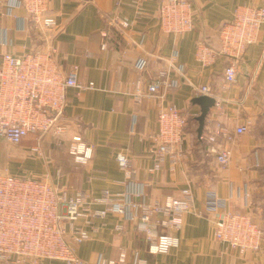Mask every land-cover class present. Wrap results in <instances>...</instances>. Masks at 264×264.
I'll return each mask as SVG.
<instances>
[{"label":"crops","instance_id":"1","mask_svg":"<svg viewBox=\"0 0 264 264\" xmlns=\"http://www.w3.org/2000/svg\"><path fill=\"white\" fill-rule=\"evenodd\" d=\"M190 2L192 28L171 34L160 30L159 0H46L47 12L56 21L50 30L34 25L13 0H0V55L42 47L49 33L62 70L76 64L78 80L94 85L66 89V105L60 116L66 131L62 135L46 134L40 140L27 135L15 148L22 168L0 167L13 174L47 179L69 195L81 191L91 207L100 208L97 200L103 190L116 194L128 187L116 161L121 152L135 170L133 183L141 191L138 200L163 201L167 196H179L183 187H189L193 195L192 208L182 215L179 228L172 230L179 238L177 247L167 253H150L136 221L107 213L86 224L88 238L73 244L85 261L117 259L120 251L126 250L127 261L122 264H264V243L260 249L244 253L225 248L213 237L220 210L203 211L207 193L214 192L226 198L231 209L264 223V23L256 41L246 46L231 83L224 78V56L207 66L195 57L198 42L219 45L221 24L233 18L237 6L261 5L264 0ZM116 13L131 21L123 33L108 24ZM102 42L106 43L104 48ZM173 57L181 72L167 66ZM166 67L171 85L136 103L131 95L136 81L151 82L159 69ZM201 85L210 88V94L204 95L221 102V108L215 101L209 107L203 137L220 126L233 132L238 124L248 125L245 132L234 133L231 141L217 137L231 151L225 167L216 162L206 139H198L200 105L193 98L201 95L196 89ZM160 103H173L193 115L184 128L177 160L166 157L158 169H151ZM76 133L93 145L92 158L84 164L75 163L67 152L69 139ZM35 145L41 154L31 150ZM42 264L64 263L46 259Z\"/></svg>","mask_w":264,"mask_h":264},{"label":"built area","instance_id":"2","mask_svg":"<svg viewBox=\"0 0 264 264\" xmlns=\"http://www.w3.org/2000/svg\"><path fill=\"white\" fill-rule=\"evenodd\" d=\"M13 2L24 8L39 29L55 27V18L47 12L46 0ZM192 12L190 0H159L160 30L171 34L190 30ZM130 23L128 18L117 13L108 19V24L122 33ZM262 23L264 3L237 6L233 18L221 24L217 47L204 41L197 43V61L207 66L218 56H224L227 61L223 69L224 78L227 83L233 82L236 65L246 46L256 41ZM48 34L42 47L28 49L21 54L2 52L0 55V138L8 143L17 145L29 134L38 140L46 134L62 135L66 131V125L60 120L66 105V89L94 86L92 81L85 83L78 80L76 64L67 71L62 70L58 50L52 35ZM105 45L102 42L101 47ZM170 59L167 66L181 72V68L174 63V57ZM169 85L168 68H161L151 82L136 81L131 95L139 103L144 96L155 95L162 86ZM196 89L201 94H210L207 85ZM215 105L221 108L219 100L215 101ZM192 115L173 103L159 104L158 128L153 136L156 142L155 161L151 169H158L166 157L171 161L177 160L184 128ZM247 129V124L236 125L233 132L220 126L207 136L200 137L208 142V149L214 154L216 162L225 167L230 161L231 151L218 142L217 137L221 135L231 141L234 133L241 134ZM31 150L40 153L38 145L32 146ZM67 152L75 163L84 164L92 158L93 145L76 133L69 139ZM116 161L128 179V187L116 194L103 190L97 200L102 204L100 208L91 207L81 191L69 195L65 189H58L47 179L13 174L0 167V264H42L46 259L60 260L64 264H122L127 261L126 250H121L117 259L101 257L88 262L76 254L73 246L88 238L86 224L107 213L124 215L136 221L150 253H167L177 247L179 238L172 230L179 228L182 215L193 206L191 189L183 187L179 196H167L163 201L138 200L141 191L133 183L135 170L129 159L119 152ZM218 210L220 215L214 220L213 229V237L218 242L239 253L260 249L264 243V223L255 221L247 213L231 209L226 198L208 192L203 211Z\"/></svg>","mask_w":264,"mask_h":264},{"label":"rangeland","instance_id":"3","mask_svg":"<svg viewBox=\"0 0 264 264\" xmlns=\"http://www.w3.org/2000/svg\"><path fill=\"white\" fill-rule=\"evenodd\" d=\"M16 147H17L16 144H11L1 139V145H0V164L1 165L10 166L13 168L19 165V168H22L20 158H18L15 153Z\"/></svg>","mask_w":264,"mask_h":264},{"label":"water","instance_id":"4","mask_svg":"<svg viewBox=\"0 0 264 264\" xmlns=\"http://www.w3.org/2000/svg\"><path fill=\"white\" fill-rule=\"evenodd\" d=\"M193 100L200 105V113L196 117L198 121L197 135L200 137L202 134L205 116L209 110V107L214 104L215 99L212 96L201 94L194 97Z\"/></svg>","mask_w":264,"mask_h":264},{"label":"trees","instance_id":"5","mask_svg":"<svg viewBox=\"0 0 264 264\" xmlns=\"http://www.w3.org/2000/svg\"><path fill=\"white\" fill-rule=\"evenodd\" d=\"M198 139L201 140V139H203V138L199 137Z\"/></svg>","mask_w":264,"mask_h":264}]
</instances>
